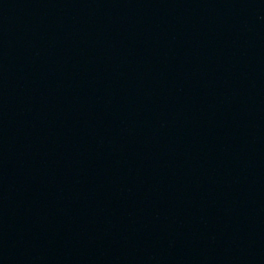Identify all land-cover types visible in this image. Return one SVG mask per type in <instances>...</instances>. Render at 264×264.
<instances>
[{
	"label": "water",
	"instance_id": "95a60500",
	"mask_svg": "<svg viewBox=\"0 0 264 264\" xmlns=\"http://www.w3.org/2000/svg\"><path fill=\"white\" fill-rule=\"evenodd\" d=\"M0 264H264V0H0Z\"/></svg>",
	"mask_w": 264,
	"mask_h": 264
}]
</instances>
